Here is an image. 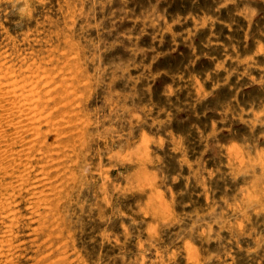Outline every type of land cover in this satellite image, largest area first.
Returning <instances> with one entry per match:
<instances>
[{
    "label": "rangeland",
    "instance_id": "rangeland-1",
    "mask_svg": "<svg viewBox=\"0 0 264 264\" xmlns=\"http://www.w3.org/2000/svg\"><path fill=\"white\" fill-rule=\"evenodd\" d=\"M0 87V264H264V0H0Z\"/></svg>",
    "mask_w": 264,
    "mask_h": 264
},
{
    "label": "bare ground",
    "instance_id": "bare-ground-1",
    "mask_svg": "<svg viewBox=\"0 0 264 264\" xmlns=\"http://www.w3.org/2000/svg\"><path fill=\"white\" fill-rule=\"evenodd\" d=\"M14 90H15L14 88L13 89H10V88H7V87H0V138L6 132V128L9 127V128H11V132H10V133H12L11 136L13 134L15 135L11 140H13L15 137H20V134H22L21 133L22 129H26V128H29V127L32 129L31 126L32 125L33 126L35 125V123L33 122V120L35 119L36 121H39V118H40L39 116L36 117V118H38V120L35 118V111L32 110L33 112H31V110H30L31 107H29V108H25L24 107L25 104L24 103H21V101H20L21 100L20 99V96H23V94L22 95H19V93H16L17 91L15 92ZM32 107L34 108V106H32ZM30 128H29V131L28 132H30V130H31ZM35 128H37V127H35ZM57 131L61 132V130H57ZM24 132H27V131H24ZM34 132H36V131L34 130ZM36 133L38 134V132H36ZM23 135H25V134L23 133L22 134V137H23ZM33 135H36V134L33 133ZM33 135H32V138H34ZM5 137L6 136H4L2 138L5 139ZM22 140H23V138H22ZM32 140H31V142L30 141L29 142L32 143ZM19 141H20V139H19ZM4 142H6V141H4ZM10 145H11V143H10Z\"/></svg>",
    "mask_w": 264,
    "mask_h": 264
}]
</instances>
